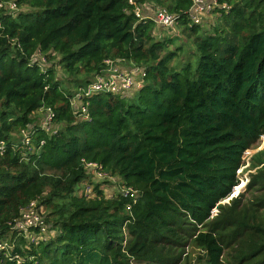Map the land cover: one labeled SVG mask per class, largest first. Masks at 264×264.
<instances>
[{"label": "trees", "instance_id": "16d2710c", "mask_svg": "<svg viewBox=\"0 0 264 264\" xmlns=\"http://www.w3.org/2000/svg\"><path fill=\"white\" fill-rule=\"evenodd\" d=\"M0 1L17 8L0 9V240L36 201L51 235L16 247L33 258L25 264H177L163 252L188 239L207 264H264V225L240 198L220 205L239 184L243 154L264 136V0H218L227 8L214 10L210 33L191 24V0H136L178 16L198 55L179 68L171 63L181 47L156 38L158 27L140 21L128 0ZM37 53L45 63L32 62ZM106 60L143 68L144 84L131 97L87 98L90 120H78L70 99ZM57 68L74 89L62 88ZM47 108L53 134L35 122ZM22 130L36 147L27 162L14 150ZM250 161L248 188L262 192L261 210L264 151ZM85 163L136 190L137 200L105 196ZM85 183L94 187L89 197L78 191Z\"/></svg>", "mask_w": 264, "mask_h": 264}, {"label": "built area", "instance_id": "2783aa9c", "mask_svg": "<svg viewBox=\"0 0 264 264\" xmlns=\"http://www.w3.org/2000/svg\"><path fill=\"white\" fill-rule=\"evenodd\" d=\"M128 3L134 7V14L140 20L150 19L158 28L172 29L177 25L178 16L168 13L163 9L138 4L136 0H128ZM225 9L226 5H220L218 0H191V6L188 11V17L193 25H199L203 21L205 15H211L215 9ZM0 9H8L16 11L14 2H1ZM33 63H45L44 58L40 54H35L32 58ZM117 61L106 60L103 72L94 77L89 83L78 88L70 99L76 118L81 121H89L86 99L96 94H112L119 97H131L144 84L145 71L140 67H130L129 69H121ZM39 127L46 133L53 134L56 128L53 125V112L50 108L41 110ZM31 133L22 130L18 135V141L14 150L19 156L20 162L30 160V155L34 154L36 147L34 146ZM44 145L41 140L39 146ZM4 152V143L0 142V155ZM84 169L90 175L91 180L95 183H102L101 180L112 181L116 185L113 195L120 196L122 199H130L133 203L138 198V192L130 187L121 185L114 177L105 173L103 168L96 163H85ZM104 181V182H106ZM82 194L89 197L93 193V186L89 183L83 184ZM126 210H130V205L126 206ZM8 238L0 240V264H25L26 261H32V257L27 254L15 253L18 246L21 250L23 247L37 246L44 244L49 239V229L45 218L39 212V205L36 201H31L21 209L20 215L7 222ZM124 230V229H123ZM24 241V245L17 244L19 240Z\"/></svg>", "mask_w": 264, "mask_h": 264}, {"label": "rangeland", "instance_id": "374dc122", "mask_svg": "<svg viewBox=\"0 0 264 264\" xmlns=\"http://www.w3.org/2000/svg\"><path fill=\"white\" fill-rule=\"evenodd\" d=\"M142 4H145V2ZM216 18H217L216 13H213L211 15H205L203 17L201 29L203 31H206L207 33H210L212 29V24L215 23ZM154 36H156V38H159V39H163V38L172 39L173 44L169 46V49L172 51L176 47H181L182 51L179 52L178 57L171 63V66L175 68L181 67V65L185 63L186 60H188V58L191 57L190 55L192 54V52L194 53L192 60L194 64L196 63L195 61L197 60L198 55L195 52L194 48L192 47L191 39L187 38L186 34H183L181 32L178 25L168 30L158 28V30L155 31ZM56 75H57V80L61 82L62 84V88H65L67 90L74 89L72 84H70L69 82L70 78L66 77L59 68H57ZM41 115H42V111H39L37 114L35 113V122L37 121L38 125L40 123ZM17 139H18V136H17ZM260 151H264V136L261 137L259 141L251 149L247 150L243 154V158H242L243 166L237 171V176L239 178V184L236 187H234L232 193L226 199L220 202V205L229 206V203L231 202L232 199L240 198L242 201L246 203V206L244 207V209L247 210L248 208L249 211L250 210L253 211V213L256 215L257 221L264 225V209L261 208L260 210L257 204L258 199L262 196V192L260 190L251 191L250 190L251 188H248V184H249L248 182L250 181V177L252 174L255 173V169L250 167V164H251L250 160L253 155H255L256 153ZM104 181L106 180H101V182L103 183L102 184L103 194L107 196L108 198H112L113 194H111V192L109 191L111 189H114L116 191L117 190L116 185L113 184L112 181L107 180L105 183ZM81 189H82V186L78 189V191H80ZM39 212L45 215L47 211L45 210L43 206L39 205ZM217 213H218V209H214L212 211L211 218L215 217ZM49 234L51 235L50 231H49ZM187 243H189V245H186L182 250H179V251L178 249L172 248L173 251L168 252V249L165 248V251L163 252V256L179 257V261L177 262V264H207L204 254L201 253L199 250L195 249L191 245L190 239H188ZM233 248L236 249L237 247H233ZM231 255H233L232 247L226 249L225 258L230 259ZM137 264H156V263H137Z\"/></svg>", "mask_w": 264, "mask_h": 264}, {"label": "crops", "instance_id": "0c3cea01", "mask_svg": "<svg viewBox=\"0 0 264 264\" xmlns=\"http://www.w3.org/2000/svg\"><path fill=\"white\" fill-rule=\"evenodd\" d=\"M143 5L145 6V9H144L145 12L147 11L146 10V6H149V7H153L154 6L153 3L148 2V1H146L145 4H143ZM117 64L120 66L121 69H129L130 67H133L131 64H129V63L125 62V61H119V62H117ZM107 191H108V189H107ZM109 192H111V194H113L114 193V189H111Z\"/></svg>", "mask_w": 264, "mask_h": 264}]
</instances>
